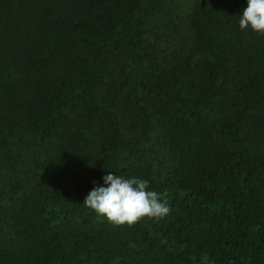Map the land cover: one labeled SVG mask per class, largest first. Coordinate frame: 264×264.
<instances>
[{
	"label": "trees",
	"instance_id": "1",
	"mask_svg": "<svg viewBox=\"0 0 264 264\" xmlns=\"http://www.w3.org/2000/svg\"><path fill=\"white\" fill-rule=\"evenodd\" d=\"M246 0H0V264H264V36ZM170 213L113 227L103 176Z\"/></svg>",
	"mask_w": 264,
	"mask_h": 264
},
{
	"label": "clouds",
	"instance_id": "2",
	"mask_svg": "<svg viewBox=\"0 0 264 264\" xmlns=\"http://www.w3.org/2000/svg\"><path fill=\"white\" fill-rule=\"evenodd\" d=\"M246 5L239 14V28L264 36V0H246ZM103 182L105 186L94 187L83 205L113 227H132L142 219L160 220L171 211L167 194L149 190L146 179L107 174Z\"/></svg>",
	"mask_w": 264,
	"mask_h": 264
}]
</instances>
